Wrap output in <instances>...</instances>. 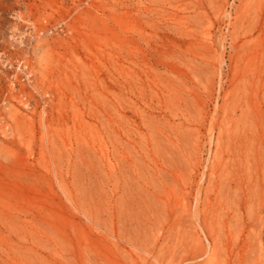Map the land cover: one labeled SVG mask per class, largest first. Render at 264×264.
Returning a JSON list of instances; mask_svg holds the SVG:
<instances>
[{
  "label": "rangeland",
  "instance_id": "374dc122",
  "mask_svg": "<svg viewBox=\"0 0 264 264\" xmlns=\"http://www.w3.org/2000/svg\"><path fill=\"white\" fill-rule=\"evenodd\" d=\"M0 264H264V0H0Z\"/></svg>",
  "mask_w": 264,
  "mask_h": 264
},
{
  "label": "built area",
  "instance_id": "2783aa9c",
  "mask_svg": "<svg viewBox=\"0 0 264 264\" xmlns=\"http://www.w3.org/2000/svg\"><path fill=\"white\" fill-rule=\"evenodd\" d=\"M24 76V78L28 81L29 79H30V77H31V75H29L28 73H26L25 75H23Z\"/></svg>",
  "mask_w": 264,
  "mask_h": 264
}]
</instances>
